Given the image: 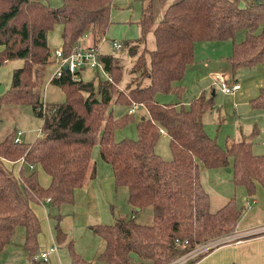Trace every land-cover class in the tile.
Segmentation results:
<instances>
[{"label":"trees","instance_id":"1","mask_svg":"<svg viewBox=\"0 0 264 264\" xmlns=\"http://www.w3.org/2000/svg\"><path fill=\"white\" fill-rule=\"evenodd\" d=\"M147 1L137 20L140 36L123 44L135 55L137 44L153 31L155 47H145L138 55L125 87H118L124 66L117 56L100 52L109 78L96 83L83 79L81 71L63 68L51 82L63 90L64 101L44 104L42 78L54 56L49 32L62 25L63 57L78 43L97 47L112 23L114 0H62L59 5L45 0H0V66L23 62L14 68L0 104L30 105L43 119L41 133L33 141H16L15 131L0 140V251L13 240L17 227L23 226L29 258L34 264H51L37 257L42 227L31 204L49 197L57 208L73 203L75 189L85 184L89 171L95 176L92 150L97 142L102 159L112 167L116 188L128 189V203L153 209L150 224L120 216L112 223L93 225L106 243L98 259L108 264H130V252L152 264H171L198 245L236 229L245 205L232 196L211 210L200 179V162L217 169L232 157L234 185L245 188L249 196L255 194L257 183L264 187V153H255L245 138L223 146L206 132L203 117L214 107V95L202 92L189 104L157 99L159 93L182 96L184 88L175 84L194 61L199 41L233 39L228 57L233 76L240 68L264 62V0H149L146 7ZM240 30L246 31L245 38L235 41ZM112 101L128 108L138 103L147 109L148 114L136 121L137 138L115 139L117 128L136 119L129 112L115 116ZM250 104L264 110V86ZM164 132L170 138V159L156 150ZM22 159L19 173L7 165ZM38 167L51 176L49 185L41 184ZM50 215L62 244L67 239L60 224L62 215ZM205 253L181 264H195ZM70 254L71 264H92L72 244Z\"/></svg>","mask_w":264,"mask_h":264},{"label":"rangeland","instance_id":"2","mask_svg":"<svg viewBox=\"0 0 264 264\" xmlns=\"http://www.w3.org/2000/svg\"><path fill=\"white\" fill-rule=\"evenodd\" d=\"M45 1L53 5H59L62 3V0ZM174 1L176 0H169L168 2L171 3ZM244 1L245 0H243L242 3ZM145 3V6L147 7L149 5V0ZM140 5H142V2L140 3ZM138 7L135 5L133 10L134 14L138 12ZM115 26L116 28L121 27L118 23H116ZM59 29V25H56L52 31V34L56 35L57 39H60L62 35V30ZM137 30V35H135L134 33V36L129 38L117 36L116 39L121 41L123 44V41L126 39L138 38L140 36V31L139 28H137ZM113 38L114 37L106 38L101 49L103 52L114 53L117 56L118 63L124 66L123 80L120 84H118V87L122 89L125 87V84H127L128 80L132 76V68L134 67L138 55L143 51L145 47H149L151 49L155 47V37L153 31H150L147 35L146 41H140L137 44V53L135 55L131 54L129 45L123 44L121 48H115L112 43ZM230 43H233V39H228L225 41L197 42L196 56L202 58L200 62V71H195L194 74H186V90L183 93V96L179 97L176 92L169 94L159 93L157 94V99L174 102L181 99L182 102L187 104L188 102H191V100L195 96H197L196 94L197 90L199 89L198 87L202 88L201 91L205 89V91L202 92H204L206 95H213V93L215 92L214 107L207 111L203 117L206 132L210 136L216 138L217 141L223 146H227L230 140L237 141L239 139L245 138L252 142L255 153L264 152V110L261 108H253L249 101H246V103H241L239 99L235 101V95L237 93L227 94L221 89L222 79L219 80L217 76L213 77L212 79L209 77L211 68L215 69L219 67V69H230V60L228 59V57H225L226 54H230V52L232 51ZM204 44L207 45L205 49H203ZM51 50L52 52H55V49L52 47ZM207 55L210 56V59H208L209 57ZM222 56L223 59L222 61H220L219 59H221ZM54 59L55 58L53 56L52 62L47 66L44 77L42 78L43 83L41 85V99L42 101H44V104L62 102L65 99L63 90L59 86L51 84L52 73L55 69V65L53 64L54 62H56V59ZM21 63L22 60H15L9 61L8 63L0 66V83L5 84V90L10 87L14 68L18 67ZM205 63H207L206 66ZM202 69H205L207 71L204 72L202 71ZM104 73L105 72L100 71L99 74H96L92 79H95L97 83L100 78H102ZM235 76L239 83L242 84L243 91H246L248 87L250 88L252 86H255L257 83H262V86H264V62H261L253 67L240 68L237 70ZM226 81L228 83H231V81L227 79ZM177 83L175 85H180L179 81ZM207 83H211V87L206 88ZM114 103L115 102L112 101L111 106L113 105L112 107L115 116L119 117L122 114L128 112V107ZM133 114L136 119L135 121H131L127 125L116 129V140H121L124 138H137L138 132L136 121L142 115H147L148 111L145 107L140 106ZM42 124L43 119L35 114L33 107L30 105H16L5 103L0 104V140L4 139L10 132L15 131L18 135L19 131H22V134H19L20 137L28 142H30L31 140L33 141L41 133ZM254 126L258 127V132L252 134L251 132L253 131ZM156 150L164 158L170 159L172 157L170 138L168 134H161ZM92 160L93 163H96L97 167L95 175L96 181L93 184L96 193L95 195L91 193V197L88 203H86L76 211L73 206L75 199L73 203L63 204L60 208L54 207L52 203L48 201H42L38 203V207L41 210L40 221L42 225V230L39 237L38 253H40V251L43 249H49L50 246L54 244L59 248L56 251H52L50 256L48 257V260L51 264H70L71 244L75 248V250L81 253L86 259L90 261L91 259H93L99 243L104 241V239L92 230L89 231L88 229H86V227H82V225H84L82 223L83 218L85 217V214L88 212V210L95 209L96 206H98L99 210L101 211L102 223L114 222L113 213H128L129 215L132 214L131 207L127 202L128 189L126 187H120L116 189L115 185L113 184L112 192L110 190V198L112 199L111 202H109V199L103 192L102 185L103 183H105L106 186L109 183L110 179L113 178V172L111 165L105 162L101 157L99 142H97L93 147ZM200 163V179L204 189L209 194L211 210L215 211L219 209L221 206L227 203L229 198L232 196L237 199L239 205L249 206V203L246 200H242L243 196L241 191H245L244 188L234 185L231 179L233 174L232 157H230V161L226 166L218 168L217 170L207 168L206 166H204V164H202V162ZM7 165H9V167H11L12 169L17 170V165L8 162ZM37 170L39 172V179L44 184H49V175L41 167H38ZM211 173L214 175H212ZM248 199L252 200V197L249 196ZM112 207H114V211L112 210ZM58 211H60L62 215V219L60 221L62 228H70L68 230L69 236L67 235L66 241L62 244H59L56 240V220L50 215V212L54 214ZM90 215L93 216L92 214ZM146 215H149L151 219L147 218ZM136 220L142 223H152V207L145 208L142 216H137ZM22 229L23 227L18 228L17 233L15 234L17 240L23 234ZM204 244L208 245L209 241L203 243L202 245ZM194 255L196 254H191L185 260H181V262H179L178 264H181L182 262L184 263V261H186L188 258L193 257ZM98 260L99 261L95 262L94 264H107V262L105 261H102L100 259ZM140 264H152V260L142 259Z\"/></svg>","mask_w":264,"mask_h":264},{"label":"crops","instance_id":"3","mask_svg":"<svg viewBox=\"0 0 264 264\" xmlns=\"http://www.w3.org/2000/svg\"><path fill=\"white\" fill-rule=\"evenodd\" d=\"M141 2H142V5H140ZM135 5L137 7L138 6L139 7H138V12L134 14L133 10H134ZM143 6H144V0H114V5L112 8V15H111L112 23H111V25L107 31L106 38L114 37L113 40H115L117 36L123 37V38H129V37L134 36V33H135V35H137V33H136L138 31L137 28H139V31H140V27L137 23V20L142 15ZM116 23H118L121 27L116 28V26H115ZM58 25L60 28L59 30H62V25L61 24H58ZM52 31L53 30H51L48 34V42H49V45L52 48H54L56 51V49L62 48L63 40H62V35H61L60 39H57L56 35L52 34ZM245 35H246L245 30L238 31L237 34L235 35V41L243 40L245 38ZM52 38H53V40H52ZM51 40H52V42H51ZM87 40L88 39H86L85 41H87ZM103 43H104V41L101 43L99 51L101 53H107V52H103L101 49ZM230 44H231V49H232L233 43H230ZM196 46H197V43H196ZM196 46H195V59L192 63H190L187 66L185 75L183 76V78L181 80H179V82H180L179 86H182L184 88V92L186 90V83H185L186 82V74L187 73L194 74L195 71H200V62H201L202 58L196 56V54H197V47ZM206 46L207 45L204 44L203 49H205ZM231 52H230V54H231ZM230 54H226L225 57H229ZM207 56L209 57L208 59H210V56L209 55H207ZM222 59H223V56L219 60L222 61ZM219 60H216V61H219ZM22 64H23V62L21 64H19V66H21ZM206 64L207 63H205V66H206ZM53 65H55V69L54 70L52 69L54 72L57 68V63L54 62ZM98 71H99L98 69H94V68L89 67V68L82 70L81 74H82L83 79L88 80V79H92L93 77H95V75L100 72V71L99 72ZM202 71L206 72L207 70L202 69ZM210 71L211 72L209 74V77L211 79L213 77L217 76L219 78V80L227 79V80L231 81V83H233L234 81L239 82L237 80L236 76H233L232 67H230V69H227V70H226V68H220L219 69V67H217L215 69L211 68ZM102 77L107 78L105 73L103 74ZM51 84H53V83H51ZM210 85H211V83H207L206 88L211 87ZM261 87H263L262 83H257L255 86H252L250 88L248 87V89L246 91H243L242 90L243 86L241 84V88L237 92L234 93V94L237 93L235 95V101H237L239 99V101H241V103H246V101H249V103H250V100L253 97H255L256 95H258ZM198 88L199 89L197 90V94H196L197 96H199L202 93V91H205V89H203L201 91L202 88H200V87H198ZM213 95H215V92L213 93ZM182 96H183V94H182ZM197 96H195V97H197ZM159 101L160 102H174V101H168V100H159ZM180 101H181V103H184V102H182L181 99H180ZM189 103L190 102H188L187 104H189ZM184 104H186V103H184ZM257 130H258V127L254 126L253 131L251 133H253V132L256 133V132H258ZM23 141H26V140L23 139ZM232 142H234V140H230L228 145H230ZM258 153H264V152H258ZM92 164L93 165L95 164V167H96V163H93V160H92ZM15 165L18 166L17 170L16 169L15 170L17 173H19V169L22 167V164L20 162H17V163H15ZM112 172H113V170H112ZM95 175H96V173H95ZM212 175H214V174H212ZM232 176H233V174H232ZM49 177H50V182H51V176L49 175ZM95 181H96L95 176L91 177L90 171H89V176L87 177L85 184L83 186L75 189V202L73 203L75 211L89 202L90 197H91V193H93L95 195L96 192H95V187L93 185ZM40 182L44 186H47L50 184V183L44 184L41 180H40ZM113 184L115 185L114 174H113V178L110 179L109 183L106 186H105V183H103V185H102L103 186V192H104L105 196L109 199V202L112 201V199L110 198V195H111L110 190L112 192ZM115 188H116V185H115ZM244 190H245V188H244ZM241 192H242V196H243L242 200H246L249 203V206L245 205V209H244L243 214L241 215V217L238 221L236 229L229 234L219 236V237H216V238L209 240V245L207 246L208 248L205 249V251H203V252H206L205 255H203L195 264H231L234 262L237 264H264V187L261 185V183H257L255 194L250 196V197H252V200L248 199L249 195H246L247 194L246 190L241 191ZM127 198H128V195H127ZM44 201H48V200L45 199ZM48 202H51V201L49 200ZM127 202H128V200H127ZM38 203L39 202H32L31 205H32L33 209L35 210L36 214L38 215V217L40 218V215H41L40 211L41 210L38 207V205H39ZM129 206L131 207L132 214L129 215L128 213L127 214L113 213L114 221L120 216H128V217L132 216V217L136 218L137 216L141 217L142 214L144 213V209H142L141 207L133 208L130 204H129ZM134 209L136 210L137 213H134ZM112 210L114 211V207H112ZM56 213H61V212L58 211ZM90 214H92L93 216H91ZM146 217L151 219L149 217V215H146ZM101 219H102L101 211L99 210L98 206H96L95 209L88 210V212L85 214V217L83 218V221H82V223L84 225H82V227H86V229H88L89 231L92 230L93 232L97 233L95 228L93 227V225L97 224V223H102ZM20 227H23V226L17 227L16 233H17L18 228H20ZM41 227H42V225H41ZM63 229L65 230V232L69 236L68 230L70 228L63 227ZM22 230H23L24 235L22 234V236H20V238L18 240L14 236L13 240L10 243H8L2 251H0V264H34V262L29 258L28 253L24 248L25 228L23 227ZM40 234H41V232H40ZM40 234H39V237H40ZM105 244H106L105 240L102 241L101 243H99V246L95 251V255H94L93 259H91L93 264L95 262L99 261L98 255L100 252H102L105 249ZM58 249H59L58 246H56L54 244V245H51L49 249L41 250L40 253L43 251H47L48 257H49L52 251H56ZM40 253H38L37 257H40ZM141 260L142 259L139 256H138V259L132 258L130 264H140ZM70 264H71V257H70Z\"/></svg>","mask_w":264,"mask_h":264},{"label":"built area","instance_id":"4","mask_svg":"<svg viewBox=\"0 0 264 264\" xmlns=\"http://www.w3.org/2000/svg\"><path fill=\"white\" fill-rule=\"evenodd\" d=\"M105 40V38L103 39V41ZM102 41V42H103ZM101 42V43H102ZM100 43V45H101ZM113 46L115 48H121L122 47V42L115 39L112 41ZM100 45L97 47H93V46H82L81 44H77L74 51L68 56V57H63V53H62V48L56 49V51L53 53L54 58L56 59V63H57V68L56 70L53 72L52 77H58L62 74V70L63 68H65V66H68V69L72 72L74 71H82L86 68H94V69H98L99 71H103L105 72L107 78L110 77L109 73L105 70L104 68V63L99 59L98 55L100 53L99 48ZM241 88V84L237 81H234L233 83H228L226 81V79H222L221 80V89L227 93V94H234L235 92H237L239 89ZM140 105L138 103H134L128 110L129 113H134L137 111V108ZM163 131V130H162ZM19 134H22L21 131H19L18 135L16 136V141H23L22 137L19 136ZM23 159L20 160V163L23 164ZM31 169H34L35 166L33 164L30 165ZM47 200H50V197L47 198ZM209 245V244H208ZM208 245L204 244H200L199 246H197L194 250H192L191 252H189L187 255L181 257L180 259L172 262L171 264H178L179 262H181V260H185L188 256H190L191 254H197L198 252H203L205 251V249H207ZM40 257L47 260L48 259V252L47 251H43L40 253Z\"/></svg>","mask_w":264,"mask_h":264},{"label":"water","instance_id":"5","mask_svg":"<svg viewBox=\"0 0 264 264\" xmlns=\"http://www.w3.org/2000/svg\"><path fill=\"white\" fill-rule=\"evenodd\" d=\"M65 68L68 69V66L66 65ZM4 91H5V84L0 83V93H3ZM130 257L138 259V254L135 252H130Z\"/></svg>","mask_w":264,"mask_h":264}]
</instances>
